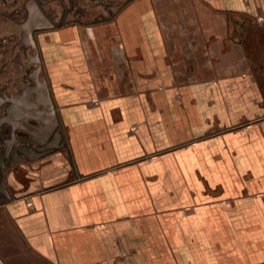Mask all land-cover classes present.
Wrapping results in <instances>:
<instances>
[{
	"label": "crops",
	"instance_id": "crops-1",
	"mask_svg": "<svg viewBox=\"0 0 264 264\" xmlns=\"http://www.w3.org/2000/svg\"><path fill=\"white\" fill-rule=\"evenodd\" d=\"M113 10L39 33L24 88L59 124L0 188V264H264V0ZM26 101L0 95V134Z\"/></svg>",
	"mask_w": 264,
	"mask_h": 264
},
{
	"label": "flooded vegetation",
	"instance_id": "flooded-vegetation-1",
	"mask_svg": "<svg viewBox=\"0 0 264 264\" xmlns=\"http://www.w3.org/2000/svg\"><path fill=\"white\" fill-rule=\"evenodd\" d=\"M129 0H0V95H7L5 86L15 83L18 68L24 66L39 47L40 32L62 27L66 23L98 22L105 12L114 17V6ZM30 38L29 45L24 43ZM16 60V62L14 61ZM35 63L28 65L19 80L25 85L31 82L28 75ZM10 70V71H9ZM1 84V83H0ZM0 182L6 184L8 174L6 142L7 134H0ZM15 167V168H14ZM13 172H18L16 166Z\"/></svg>",
	"mask_w": 264,
	"mask_h": 264
},
{
	"label": "rangeland",
	"instance_id": "rangeland-1",
	"mask_svg": "<svg viewBox=\"0 0 264 264\" xmlns=\"http://www.w3.org/2000/svg\"><path fill=\"white\" fill-rule=\"evenodd\" d=\"M37 55V54H36ZM34 55V57H30L29 59H26L24 62V66L21 68H18V75H17V80L15 81V83H11L7 86H5L6 89L9 90L10 95H25L27 99H29V101H26V104L24 105L25 108H28L30 111H32V113L27 116L24 119V123L23 124H19V125H11L9 124V136L6 140V142L8 143V159H9V171L12 170V164L11 162L15 161V160H19V161H23V162H31L33 157H34V148L36 147H40V153H47L49 145L50 144V139H49V133L48 130L51 129L52 133L51 135L53 136L55 134V128H57L58 124L56 121V118L54 117V115L50 112L47 113V110L44 112L45 108L43 111H41L40 113L35 112L33 113V110H37L36 107V103H33V99L37 96H41L44 97V99H46V106L48 107V89L46 88V86H40L39 88V92L38 95H35V91H34V87L31 86L30 88H24V84L19 80V77L21 75V73L26 69V67H28V65L33 64L35 61L37 62V56ZM16 62V60H14ZM10 71V70H9ZM38 71V69H37ZM36 73V70L31 72L28 75V78L30 79V81H32L37 75L38 73ZM34 92V93H33ZM37 93V92H36ZM12 97L10 96V101H9V107H11L14 102H12ZM43 104H45V102H42ZM1 104V102H0ZM42 104V105H43ZM13 107V106H12ZM46 107V109H48ZM25 112V111H23ZM38 120L40 122V126H37L36 124H34L32 122V120ZM1 122H3L1 120L0 117V126H1ZM22 130L24 133L22 135H19L18 130ZM6 130H3V133H5ZM54 132V133H53ZM1 140V139H0ZM38 152V151H37ZM11 171L10 175H8V179L6 181V184L4 185L3 183L0 182V188H2L3 190L7 189V194H9V199L12 198L13 194H17L19 192L24 191L27 188V185L30 184L31 182V178L26 175L27 173H23L22 175H18L17 177H15L16 175H14L16 172ZM30 172V171H28ZM1 192V190H0ZM5 193H0V201L3 200L5 202V200H7V198L4 197ZM31 202V200H28V203ZM32 203V202H31ZM32 206V204L30 205ZM4 215V214H3ZM2 216V215H1ZM5 216V215H4ZM2 223L0 221V237H1V229H5L6 224L11 222L9 219L7 220L6 216L3 218L2 216ZM13 228H11V226L9 227V236H16V233L12 230ZM14 232V233H13ZM6 236V235H5Z\"/></svg>",
	"mask_w": 264,
	"mask_h": 264
},
{
	"label": "built area",
	"instance_id": "built-area-1",
	"mask_svg": "<svg viewBox=\"0 0 264 264\" xmlns=\"http://www.w3.org/2000/svg\"><path fill=\"white\" fill-rule=\"evenodd\" d=\"M31 204H32L31 202L28 203V205H31Z\"/></svg>",
	"mask_w": 264,
	"mask_h": 264
}]
</instances>
